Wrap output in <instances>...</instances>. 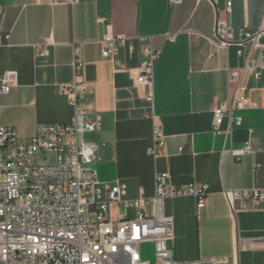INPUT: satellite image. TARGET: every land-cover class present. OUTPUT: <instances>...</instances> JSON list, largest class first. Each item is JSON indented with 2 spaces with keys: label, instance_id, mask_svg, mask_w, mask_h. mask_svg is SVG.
<instances>
[{
  "label": "crops",
  "instance_id": "obj_1",
  "mask_svg": "<svg viewBox=\"0 0 264 264\" xmlns=\"http://www.w3.org/2000/svg\"><path fill=\"white\" fill-rule=\"evenodd\" d=\"M227 1L0 0V75L18 73L11 91L0 94V124L30 138L39 125L70 122L75 110L60 89L77 79L79 48V79L88 86L82 103L101 116V128L84 135L99 146L93 168L101 187L119 182L125 199L138 198L142 189L153 196L156 175L168 172L175 188L208 189L200 209L190 195L164 200L173 229L168 245L182 264L213 258L264 264V201L238 203L234 217L224 196L225 190L264 188V108L237 110L213 131L215 109L241 87L264 101V69L259 78L250 69L264 45L249 40L221 48L215 24L227 19L237 40L241 29L255 34L264 27V0H231L226 15ZM109 31L132 38L136 51L101 56ZM139 37L151 38L160 51L152 88L135 81L145 59ZM234 69L241 79L231 87ZM155 132L165 145L152 153ZM146 213L153 215V208Z\"/></svg>",
  "mask_w": 264,
  "mask_h": 264
},
{
  "label": "built area",
  "instance_id": "obj_2",
  "mask_svg": "<svg viewBox=\"0 0 264 264\" xmlns=\"http://www.w3.org/2000/svg\"><path fill=\"white\" fill-rule=\"evenodd\" d=\"M180 2L172 0L173 4ZM230 10L232 1L228 0L226 15ZM214 31L221 48L235 43L243 46L249 40L258 43L256 33L243 29L237 40L227 19L218 18ZM132 41L109 31L100 42L101 56L111 58L122 48L133 53L136 44ZM138 41L144 43L145 59L135 81L140 87L152 88L153 66L160 51L153 48L149 37H139ZM74 57L77 79L60 89L75 110L70 122L39 125L30 138L20 137L15 126L0 124V264H151L142 254L146 242L154 244L156 264H182L174 259L168 245L173 229L172 218L163 212L164 200L190 195L200 209L206 204L207 187L175 188L169 183L168 172L156 175L153 196L142 189L138 198L125 199L126 190L119 182L101 187L93 168L99 146L84 136L101 128V116L91 115L82 103L88 86L79 79L84 69L79 48ZM250 69L256 78L260 77L264 54ZM240 76L239 69L230 71L231 87L240 81ZM17 81L16 71L0 75V94L9 93ZM259 108H264V101L253 100L247 87H241L229 102L215 109L213 131L220 132L225 116L234 120L237 110ZM241 122V118L236 119L238 125ZM163 145L165 141L156 133L152 153ZM247 151L248 148L238 153ZM224 196L235 217L238 203L245 207L248 201H264V188L230 189L224 191ZM149 206L153 215L146 213ZM223 261L213 258L202 264Z\"/></svg>",
  "mask_w": 264,
  "mask_h": 264
},
{
  "label": "rangeland",
  "instance_id": "obj_3",
  "mask_svg": "<svg viewBox=\"0 0 264 264\" xmlns=\"http://www.w3.org/2000/svg\"><path fill=\"white\" fill-rule=\"evenodd\" d=\"M86 138V136H85ZM155 249L153 243H145L142 245L143 258L149 260L151 264H156Z\"/></svg>",
  "mask_w": 264,
  "mask_h": 264
},
{
  "label": "water",
  "instance_id": "obj_4",
  "mask_svg": "<svg viewBox=\"0 0 264 264\" xmlns=\"http://www.w3.org/2000/svg\"><path fill=\"white\" fill-rule=\"evenodd\" d=\"M255 37H257L258 43L264 45V28L258 31Z\"/></svg>",
  "mask_w": 264,
  "mask_h": 264
}]
</instances>
